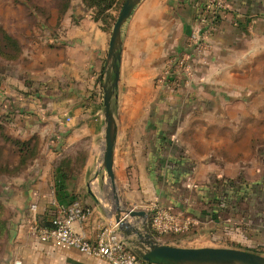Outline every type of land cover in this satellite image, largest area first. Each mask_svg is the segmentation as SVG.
<instances>
[{
	"label": "crops",
	"instance_id": "obj_1",
	"mask_svg": "<svg viewBox=\"0 0 264 264\" xmlns=\"http://www.w3.org/2000/svg\"><path fill=\"white\" fill-rule=\"evenodd\" d=\"M207 1L142 0L125 24L112 99L114 173L126 203L158 202L191 218L183 235L191 248L249 251L259 244L244 237L255 220L224 196L264 185V0H226L228 16L200 54L189 37ZM55 24L17 59L0 57V126L37 147L24 169L0 175V264H108L34 232L76 202L91 211L75 226L88 240L116 225L102 172L114 26L81 1ZM182 60L173 84L168 72ZM0 145L14 155L9 162L3 150L4 163L17 166L16 146Z\"/></svg>",
	"mask_w": 264,
	"mask_h": 264
},
{
	"label": "built area",
	"instance_id": "obj_2",
	"mask_svg": "<svg viewBox=\"0 0 264 264\" xmlns=\"http://www.w3.org/2000/svg\"><path fill=\"white\" fill-rule=\"evenodd\" d=\"M228 16L226 0H208L197 23L191 30L190 45L197 53H204L209 46V40L218 23ZM177 69L172 68L168 75L173 84L179 80V69L185 66L184 60L175 63ZM36 207L33 206V210ZM148 224L158 239L166 236H183L188 234L194 226L191 218L175 213L163 207L158 202L146 207ZM91 211L76 202L70 206L62 207L50 220L51 226L37 225L35 235L41 242H53L63 249H76L87 258H98L108 264H150L138 258L129 248L122 237L117 225L102 230L94 241H90L83 233L75 230L77 224L83 223ZM13 264H22L15 261Z\"/></svg>",
	"mask_w": 264,
	"mask_h": 264
},
{
	"label": "rangeland",
	"instance_id": "obj_3",
	"mask_svg": "<svg viewBox=\"0 0 264 264\" xmlns=\"http://www.w3.org/2000/svg\"><path fill=\"white\" fill-rule=\"evenodd\" d=\"M81 0H73L66 11L79 6ZM82 2V1H81ZM125 0H121L120 4L114 6L110 14L114 18L113 26L117 21L120 11L123 7ZM64 8L61 0H0V50L3 49L5 44L10 43L12 40L15 44L22 47L30 46L33 42L44 40L43 38L57 27L56 17L63 15ZM113 28V27H112ZM9 39V40H8ZM8 52L14 53V48L8 47ZM3 137L0 134V144ZM5 142V141H4ZM7 153L9 162H13L14 155L8 151V147L0 145ZM107 180V188L109 190L108 197L104 200L107 206L111 219L114 220L118 215L117 205L113 198L111 184L108 175L102 164V172ZM245 181L243 184H246ZM117 184V183H116ZM230 186H233L230 184ZM243 194H234L224 196L227 200L233 202L232 204L243 203L242 210L238 215L251 214L253 228L247 230L245 233L246 240L256 241L258 245H251L249 251L259 253L264 256V185L260 188H249ZM251 189V190H250ZM117 194L119 196V208L121 210L120 216L125 217L126 211L134 209L135 211H146L149 204H128L126 203L119 192L117 187ZM236 206V205H235ZM251 208H254L253 210ZM236 210V209H235ZM242 211V212H241ZM249 218V217H248ZM127 221L129 224L142 230L143 220L141 218H132L128 216ZM156 236V234L154 233ZM239 235H241L239 233ZM157 237V236H156ZM163 244H172L173 247L191 248L195 246L196 242L189 240L187 236H166L159 239ZM166 244V245H167ZM240 244V243H239ZM230 246V248L244 250L243 246ZM237 247V248H235ZM229 248V247H228ZM248 248V247H247ZM248 251V250H245Z\"/></svg>",
	"mask_w": 264,
	"mask_h": 264
},
{
	"label": "water",
	"instance_id": "obj_4",
	"mask_svg": "<svg viewBox=\"0 0 264 264\" xmlns=\"http://www.w3.org/2000/svg\"><path fill=\"white\" fill-rule=\"evenodd\" d=\"M142 0H125L119 17L114 24L108 61L114 72V80L105 86V150L103 167L108 175L113 198L117 205L118 215L115 217L116 225L130 250L143 261L150 264H264V256L252 251L234 248H182L163 244L152 232L148 224L146 211H126L127 215L121 217L119 196L117 194L116 177L114 173V146L115 121L112 114V99L115 96L119 81V62L121 60L122 31L131 18L136 7ZM128 216L143 220L142 230L129 224Z\"/></svg>",
	"mask_w": 264,
	"mask_h": 264
},
{
	"label": "trees",
	"instance_id": "obj_5",
	"mask_svg": "<svg viewBox=\"0 0 264 264\" xmlns=\"http://www.w3.org/2000/svg\"><path fill=\"white\" fill-rule=\"evenodd\" d=\"M63 3L64 12L68 9L71 2L73 0H61ZM83 5L93 11L94 19L96 21H102L105 24H113L115 21L112 14H110L111 10L114 8L115 5L120 4L121 0H81ZM9 40V39H8ZM10 43L5 44L2 50H0V57L6 60H15L21 53V46L15 44L12 40ZM8 47L14 48V53L6 51ZM0 134L2 135L4 141L10 142L12 145L16 146L18 153L20 154V161L17 166L14 168H10L7 163L3 161V148L0 147V175L3 174H16L22 169H24L29 162L36 156L37 154V147L36 145L31 144V142H22L20 140H13L6 136L0 126ZM4 208L0 204V239L4 237V234L7 229V223L4 218ZM39 225L41 226H51V222H43L39 221ZM158 236V235H156Z\"/></svg>",
	"mask_w": 264,
	"mask_h": 264
}]
</instances>
